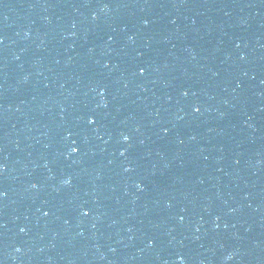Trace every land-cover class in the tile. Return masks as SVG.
Listing matches in <instances>:
<instances>
[{"label":"water","instance_id":"95a60500","mask_svg":"<svg viewBox=\"0 0 264 264\" xmlns=\"http://www.w3.org/2000/svg\"><path fill=\"white\" fill-rule=\"evenodd\" d=\"M83 2L0 0V264H97Z\"/></svg>","mask_w":264,"mask_h":264},{"label":"snow or ice","instance_id":"6c2138e0","mask_svg":"<svg viewBox=\"0 0 264 264\" xmlns=\"http://www.w3.org/2000/svg\"><path fill=\"white\" fill-rule=\"evenodd\" d=\"M140 71L141 72H143L144 71V69H140ZM196 111H199V109L197 108V109H195ZM90 122H93L92 120H90ZM123 139L124 140H128L129 139V137L127 136V135H125L124 137H123ZM73 147H71V149H70V151L71 152H77V151H79V148L77 147V146H75V142H73ZM0 167H2V166H0ZM64 183H69V181L68 180H65L64 181ZM33 187H35V185H33ZM0 195H3V193H0ZM182 219V218H181ZM21 231H23V229H21Z\"/></svg>","mask_w":264,"mask_h":264}]
</instances>
